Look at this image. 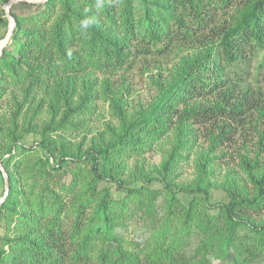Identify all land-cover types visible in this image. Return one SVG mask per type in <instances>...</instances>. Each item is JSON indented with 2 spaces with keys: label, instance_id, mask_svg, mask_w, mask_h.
I'll use <instances>...</instances> for the list:
<instances>
[{
  "label": "trees",
  "instance_id": "trees-1",
  "mask_svg": "<svg viewBox=\"0 0 264 264\" xmlns=\"http://www.w3.org/2000/svg\"><path fill=\"white\" fill-rule=\"evenodd\" d=\"M97 2H24V14L10 8L16 28L0 56V110L7 101L18 105L16 90L26 102L44 95L56 104L35 147L24 142L37 129L22 130L21 107L0 115V161L10 184L0 206V264H212L218 246L220 259L254 264L264 254V219H256L264 214V92L248 82L264 68V0ZM89 19L95 23L85 27ZM185 47L172 71L154 79L147 108L123 116L108 78L103 94L113 95L119 125L87 148L55 138L87 127L99 96L95 74L114 75ZM224 118L215 141L251 129L258 148L253 158L241 157L243 177L228 174L219 184L226 201L212 203L214 149L195 154V124ZM165 140L171 150L150 174L145 155ZM192 153L196 177L180 183L177 170ZM133 223L149 235L144 241L123 235Z\"/></svg>",
  "mask_w": 264,
  "mask_h": 264
},
{
  "label": "rangeland",
  "instance_id": "rangeland-1",
  "mask_svg": "<svg viewBox=\"0 0 264 264\" xmlns=\"http://www.w3.org/2000/svg\"><path fill=\"white\" fill-rule=\"evenodd\" d=\"M14 5H16L17 9H19L18 11L20 14L25 13L24 8L21 7L24 5V1H20ZM3 8L4 6L0 7V41L8 34L11 28V21L6 17V15H4ZM15 47L16 45L14 43V45L12 44L8 47V50L14 52ZM188 52L189 47H185L184 50H171L170 54L166 57H148L147 59H142L135 66L127 70H122L114 75L107 76L108 74L105 73L95 74L93 76V81L98 84L97 88L99 96L91 101L93 112L91 115L86 117V122H88L86 123L87 127L78 132L73 131L71 133L56 131V133H53L54 135L57 134L55 138L62 136L65 138L64 142L66 144L78 146L83 143L85 148H87L89 146V142L92 139H97L107 127L115 128L120 123V118L118 117L119 114L111 108L110 99L113 95L110 94L107 96L103 94V91L105 90L103 85L108 78L110 90L115 92L114 95L122 98V106L124 110L123 116L126 118H132L139 110L147 108L152 103L154 96H156L154 79H157L161 73H163L166 77L167 74L172 71L173 64L179 60V57ZM256 65L257 63H254L253 67H256ZM255 72L256 69L254 70L253 78L248 83L255 91L264 92V68L259 73ZM14 92L18 105L14 106V102L12 100L7 101V105L1 108L0 115H7L8 118L11 114H15V112H13L14 110L21 107V112L17 114V120L20 125L23 126L22 130H28L30 126L37 129L36 133H28L24 142L30 147H35L40 138L42 128L48 122L47 119L49 116H51L52 109L50 108V104L55 105L56 102L52 100V97L51 99L50 97L44 95H39L36 98V101L35 97L31 96L26 102L22 92L17 90ZM8 98H11V96ZM78 98L79 96L77 99ZM213 102L214 99L211 98L202 101L200 105L209 106L213 104ZM31 104L33 106H31ZM38 104H41L40 109L36 108ZM227 122L228 119L224 118L222 120H218V123L208 122L195 124V128L198 133L195 154L198 155L199 152H209L210 149H214L212 156H214L215 159L213 160L211 167L214 174L209 176L210 181L212 182L210 190L212 203H222V201H226L225 193L218 188L219 184L228 174L236 176V173H239V175L243 177L245 174L239 167L241 157L243 155H248L250 158H253L258 148V131L251 129L240 133L224 134L223 137H227L228 139H225L223 143L215 141L214 137L219 134V127ZM231 124L232 126L229 127L235 129L236 123L231 121ZM171 143V141L165 140L159 145L160 147L158 146L156 148L154 152L147 153V155H145V165L147 170L151 172L150 174H152L155 167H159L166 158L167 153L171 150ZM213 143H217V145H213ZM195 154L192 153L190 161L182 163L178 168V182L187 184L193 182L195 179L196 170L193 165V160L196 156ZM2 176L0 174L1 192H3L4 185L2 181L4 177L2 178ZM152 185L157 187L159 186L158 183H154ZM115 189L116 188L113 187V190ZM184 200L186 201V197ZM256 219H264V214L256 216ZM137 227V223L131 224L128 230L125 231V233L123 232V235L129 234V237L136 242L144 241L149 235L147 233L144 234L140 228L137 229ZM191 241V245L195 248L198 242L197 238L193 236ZM222 248V246H218L211 253L210 259L212 264H233L232 260L229 258L220 259L219 256L222 253ZM223 254L224 253H222V255ZM231 255H233V253ZM254 264H264V254L258 256L254 261Z\"/></svg>",
  "mask_w": 264,
  "mask_h": 264
},
{
  "label": "water",
  "instance_id": "water-1",
  "mask_svg": "<svg viewBox=\"0 0 264 264\" xmlns=\"http://www.w3.org/2000/svg\"><path fill=\"white\" fill-rule=\"evenodd\" d=\"M20 1H24V2L29 3V4H42V3H45L47 0H9L8 3H6L4 5L6 17L11 21V28H10L8 34L0 41V56L2 55L3 49L6 47V45L9 43V41L12 39L15 28H16V21H15L14 17L11 15V13L9 12V8H11L14 4H16ZM0 171L3 173V177H4V181H5V187H6L5 195L0 200V206H1L2 203L6 200L7 196L9 195V192H10L9 178H8V175L4 169V166H3L1 161H0Z\"/></svg>",
  "mask_w": 264,
  "mask_h": 264
},
{
  "label": "clouds",
  "instance_id": "clouds-1",
  "mask_svg": "<svg viewBox=\"0 0 264 264\" xmlns=\"http://www.w3.org/2000/svg\"><path fill=\"white\" fill-rule=\"evenodd\" d=\"M100 6L101 5H100L99 0H98V2H97V8H99ZM82 23L84 24L85 27H89V26H91V24L95 23V21L89 19V20L83 21Z\"/></svg>",
  "mask_w": 264,
  "mask_h": 264
}]
</instances>
